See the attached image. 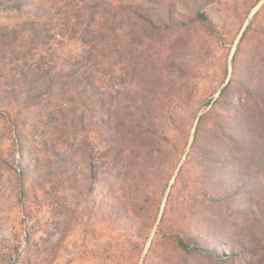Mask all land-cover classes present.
<instances>
[{
	"label": "rangeland",
	"instance_id": "1",
	"mask_svg": "<svg viewBox=\"0 0 264 264\" xmlns=\"http://www.w3.org/2000/svg\"><path fill=\"white\" fill-rule=\"evenodd\" d=\"M18 1L0 0V264H264V0ZM101 127L126 142L96 173Z\"/></svg>",
	"mask_w": 264,
	"mask_h": 264
},
{
	"label": "trees",
	"instance_id": "2",
	"mask_svg": "<svg viewBox=\"0 0 264 264\" xmlns=\"http://www.w3.org/2000/svg\"><path fill=\"white\" fill-rule=\"evenodd\" d=\"M31 1L32 0H30V2ZM17 9H18V11L20 13H23L25 10H29L32 13V15H34V14L36 15L38 13V11L35 10L36 8L32 5V2L29 4V0H19L18 1ZM87 10H88V13L90 14V17L93 18V19H95L96 17L92 13L91 7H87ZM200 17L202 19H207V16L205 14H203V13L200 14ZM35 20H36V18H35ZM148 23L154 24L155 22H153L151 19L148 18ZM21 26L23 27L22 24L20 25V27ZM24 30H28V29L25 28ZM28 32L30 33L31 32V29L28 30ZM32 89H34V88H32ZM32 89L30 90V92L35 91V89L34 90H32ZM6 90L7 89L5 88V86H3L1 84V82H0V104H1V101L4 100V96H5L4 93L6 92ZM87 91L88 92H91L93 94L96 93V90L93 89V86L92 85H88L86 83L82 84L80 86V94L85 95V96H88V94L86 93ZM89 96H91V94ZM79 121L82 124V128L84 129V131L87 132V130H86V124H85L86 121H85V118H84V115L83 114L80 115ZM89 121L92 124H94V125H97V126L98 125H101L99 123V120L98 119H93V122H92V119H89ZM109 121L110 120L108 119L107 121H105V123H108ZM122 121L123 122H125V121L126 122H130V119H123ZM122 124H125V123H122ZM145 125H146V123H145ZM89 130L90 129H88V131ZM97 130H98V133H99L98 135L100 137H102L101 140H103L102 141L103 150H100V151L97 152V155H98L97 159L100 161L101 165L100 164L96 165V168H94V172L97 173L98 169L101 166H103V168H104L105 171L110 172L109 171V168H108V165L106 164V160L109 159L107 157L109 155H111V154L114 153V151L112 149L113 146H114L113 144H119V143H121L122 145L119 146V149L122 150L121 152H124L125 151V147H124L123 143L126 142V136H125L126 134H125L124 131L123 132H115V131L114 132H111V129H109L107 127L104 128V129L101 127V130H99V129H97ZM231 193L232 194H235V195H239L240 194L239 191H233ZM177 242H178V244H179L180 247H182V248H184L186 250H189L190 249L189 248L190 247L189 244L184 243L182 240H178ZM200 250L201 251H205L206 253L212 254V252L209 251V250H207L205 247L200 248ZM220 257L225 258V259H228V258H230V255L223 253L222 255H220Z\"/></svg>",
	"mask_w": 264,
	"mask_h": 264
}]
</instances>
